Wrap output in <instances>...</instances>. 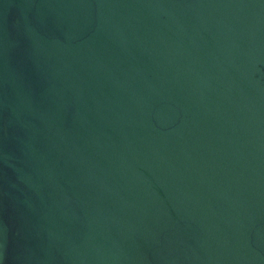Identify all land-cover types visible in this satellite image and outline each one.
<instances>
[{
	"label": "water",
	"instance_id": "obj_1",
	"mask_svg": "<svg viewBox=\"0 0 264 264\" xmlns=\"http://www.w3.org/2000/svg\"><path fill=\"white\" fill-rule=\"evenodd\" d=\"M0 264H264V0H0Z\"/></svg>",
	"mask_w": 264,
	"mask_h": 264
}]
</instances>
